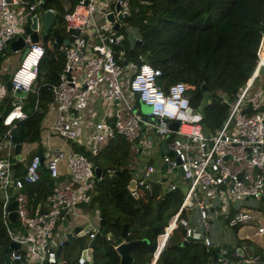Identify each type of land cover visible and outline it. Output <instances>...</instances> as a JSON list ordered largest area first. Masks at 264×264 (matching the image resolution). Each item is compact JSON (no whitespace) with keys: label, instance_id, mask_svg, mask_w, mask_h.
<instances>
[{"label":"built area","instance_id":"obj_1","mask_svg":"<svg viewBox=\"0 0 264 264\" xmlns=\"http://www.w3.org/2000/svg\"><path fill=\"white\" fill-rule=\"evenodd\" d=\"M42 1L0 0V53L5 43L18 35L24 44L18 65L8 78L9 90L13 92L14 89H20L23 94L12 95L9 98L10 107L0 113V125L3 126L0 141L4 139L5 145L11 148L13 142L10 127L16 119L26 116L22 106L28 92L36 89L34 80L44 51L40 39L32 41L23 26L31 14L39 16L47 9L55 13L52 7L42 8ZM115 1L120 5V12L126 15H122L121 19L114 18V21H117V28L120 25L122 29H126V25L132 27L131 30L135 31L131 32L130 36L133 46V41L138 37L136 27L124 20L128 15L124 2ZM105 2L107 4L108 0H76L71 10L64 13L66 30L68 27H75L77 33L72 40H61L56 45L63 54L64 62L57 81L51 85L52 101L59 110H64L71 106L73 101L83 100L102 91L104 101L115 104L112 113L114 120L101 118L93 123L82 143L86 152L95 155L111 138L121 135L129 143L131 158L126 167L134 174L131 177L134 179V187L140 186L151 194L153 182L156 181L151 175L160 173L166 182L167 191L181 186L184 188L175 212L169 217L164 230L156 237L148 264H157L167 236L177 225L182 228L183 238L186 240H198L205 246L219 248L212 264H236L238 259L244 264H264V260L258 261L257 256H244L238 248L227 253L218 244L213 245V240L205 234L209 227L208 206L198 193L203 189L217 190L214 200L216 214L228 227H236L252 220L250 209L241 207V203L264 199V101L254 106L252 98L247 97L259 70L264 69L262 32L255 50L253 68L243 85L236 90L231 103H228L226 117L213 132L204 134L198 120L180 116V112H184L188 107L187 85L182 81H174L166 87L161 86L156 81V77L161 74L160 68L147 62H140L136 69L132 68L125 82L129 92L137 94L138 100L148 107L146 115L152 116L154 120L148 122L134 109L133 103L125 96L122 88L124 70L128 67L120 63L125 50L121 40L125 36L123 33L118 35L112 32L110 25L113 22H109V26L101 24L111 31L104 33L94 20V14ZM37 30L39 31V28ZM113 45L117 47L116 50ZM129 48L132 47L129 45ZM116 53L119 54V61L115 57ZM3 84L0 85L1 91ZM247 102H250L249 107L254 108L249 113L246 111ZM36 106L35 101L34 107ZM170 120H178L176 128L168 126ZM146 123L165 139L167 149L172 150V154L163 152L160 155L164 165L162 170L152 163H147L136 174L133 172L136 167V140L141 125ZM56 131L64 138L76 139L73 127L59 126ZM40 160V154H34L25 164L23 174L15 177L12 176L11 161L0 156L4 218L6 219L8 211L5 208L7 197L10 195L7 188L11 185L15 188L12 193L15 222L18 221L25 229L24 233L7 232L10 239L18 242V247L11 248L7 255L9 260H20L21 264H60L55 248L62 239H56L55 247L50 244L56 223L64 220L66 213L73 209L77 202L88 199V186L95 177V165L85 153L74 149L52 148L44 164H40ZM60 160L67 169L66 180L59 179ZM41 165L47 170L48 177L53 179L52 192L46 196L45 207H33L31 198L22 189V185L39 180ZM174 172L181 175V186L169 179ZM192 207L199 213L196 222H191L181 214ZM94 231L87 230L86 233L91 237ZM256 233L263 234L264 225L258 226Z\"/></svg>","mask_w":264,"mask_h":264},{"label":"trees","instance_id":"obj_2","mask_svg":"<svg viewBox=\"0 0 264 264\" xmlns=\"http://www.w3.org/2000/svg\"><path fill=\"white\" fill-rule=\"evenodd\" d=\"M122 1L128 10L124 20L127 19L128 23L136 27L137 38L140 40L133 41L132 54L129 56V46L125 37L122 38L121 43L125 50L120 63L126 66L130 62L134 65L133 69H136L139 59L141 62L160 68L161 74L156 77V81L163 87L174 81L185 83L188 106L191 111L199 105L206 94L208 100L202 105V118L199 122L203 131L213 132L227 115L228 107L224 105V101L228 103L233 97L232 90H238L243 85L253 68L255 50L261 32L264 37V0ZM73 3L63 9L59 0H43L41 7H52L55 10L53 5H58L64 10L63 18L64 13L71 10ZM60 18L55 14L56 20L59 21ZM54 24L55 22L52 27ZM62 26L59 23L50 30V39L46 40L43 36L40 39L44 45V51L35 77L34 88L36 89L28 92L22 106L26 116L14 121L21 142L37 140L39 137L42 111L38 108L34 109L33 103L36 101L40 108L52 98L51 85L56 82L63 65L62 52L57 46L51 45L54 40L52 31H56L63 37L67 33L66 22ZM116 48L115 46V50ZM5 53L2 51L0 57ZM115 57L119 61L118 53ZM124 60L125 63H123ZM202 85L205 86L204 90ZM254 85L264 89L263 68L254 79L252 86ZM132 96L134 101H138L137 94ZM133 106L136 110L135 104ZM252 110H254L253 107L246 108L248 113ZM108 143L115 149L107 150L100 158L97 157L98 154L92 156L93 164L103 174L93 178V188L91 191L88 190V199L77 202L76 206L82 212H90L97 208L99 214L109 221L108 225L113 226L112 232L109 229L111 235L108 239L102 236L96 237L94 245L92 244V259L83 260L79 264H118L119 254L114 245L122 239L127 241L142 238L146 240L131 246L129 252L139 264H146L141 259L147 258L149 261L156 237L164 230L169 217L175 212L182 192L178 187L159 195L156 182H153L151 194L142 191L144 194L140 197L139 203L135 197L131 196L126 201L122 188L133 174L126 167L127 162H125L129 155V143L121 135H115ZM74 149L85 153L82 146ZM34 154L35 152L29 151L23 161L27 163ZM23 161L13 159L12 176L23 174L25 168L22 165ZM41 168V176L38 181L33 182L34 185L33 183L22 185V189L31 198L33 207L38 203L43 207L41 200L46 201V197H42L43 192L47 195L52 192V186H46L49 180L47 170L42 165ZM171 196L174 197V205L170 202ZM3 201L4 199L1 198L0 250L1 246L7 245L10 240L2 212ZM184 212L182 211L181 214L185 215ZM124 222L128 225L129 231L121 238L119 232ZM182 235L183 230L177 225L167 236L157 261H161L163 257L177 264L212 263V249L206 248L202 242L188 240L186 245L178 246ZM87 241L80 238L79 242H76L79 247L78 252ZM10 249L8 247L6 252L8 253ZM225 250L227 253L230 252ZM78 252L71 264L77 259ZM0 264H21V261H4L0 252Z\"/></svg>","mask_w":264,"mask_h":264},{"label":"crops","instance_id":"obj_3","mask_svg":"<svg viewBox=\"0 0 264 264\" xmlns=\"http://www.w3.org/2000/svg\"><path fill=\"white\" fill-rule=\"evenodd\" d=\"M75 2H76V0L74 1V3ZM69 4H71V3L69 2L67 5H69ZM73 4H72V6H73ZM113 9H114V4H113L112 8L107 9L105 11V13L108 11H112ZM99 13L100 12H96L95 14H99ZM95 14H94V16L96 18ZM54 19H55V15H54V18L52 20V24H53ZM102 23L104 25H107V26L110 25L109 22L105 21V19L101 22V24ZM110 26L112 27V25H110ZM68 33L69 32L67 30V33L64 34L63 37H66L68 35ZM39 39H41V38L39 37L38 40ZM52 43H51V45H52ZM56 45L55 46L52 45V46L56 47ZM43 47H44V45H43ZM23 51L24 50H22L20 52H14V51L13 52H6L5 54L1 55L0 62L2 60V64L0 65V85H2L5 82V80L9 78L8 75H10L11 72L14 70V69H12V71H11L10 66L13 64L14 68H15L18 65V63L14 64L13 61L15 60V63H16V61H17L16 59L19 60L21 58ZM63 62H64V57H63ZM128 67L134 68V66L131 64H128ZM3 85L4 86H3L2 91L0 89V91H1L0 92V113L4 112L5 110H7L10 107L11 104H10L9 98L12 95H15V94H13V92L11 90H10V92L7 91V89L5 87V83ZM0 88H1V86H0ZM122 88H123V92H124L125 96L134 104V98H133L132 94L129 92V90L127 88V83L125 82V80L123 78H122ZM114 107H115L114 102L106 103L104 101V99L102 97V91H100L98 94L88 96V97L84 98L83 100L73 101L71 106H69L68 108H66L64 110H59L57 108V105L52 101V98L50 100H48L45 103V105H43L40 108H39L38 104L36 107H34V103H33L34 109L38 108V109H40V111H42V116H41L40 123H39V137L37 138V140L20 142L21 143L20 148L17 152H15L13 148L7 147L6 145L4 146L5 148L0 146L1 147V149H0L1 154H4V153L6 154V157H7V159H9L11 161V166H12L13 159H20L23 161V159L26 157V155L28 154L29 151L30 152L33 151L36 154V151L39 150V154L42 157L43 164H44V162L48 158V153L50 152V150L52 148H62L63 150H68V149H74L77 146H82L83 141L85 140V138L87 137L89 131L91 130V128L93 126V123L97 120H100L101 118H104L106 120L112 119V113H113ZM187 113H189V112H187V111L180 112V116L182 118H184V115ZM59 126L73 127L76 131V139L64 138V137L60 136L56 131V129ZM201 129L203 131V128H201ZM207 131L208 130H204L203 133L204 134L211 133L210 131L209 132H207ZM164 141H165V139L162 137H159L157 135V133L153 130V128L149 124L146 123V124L141 125V128L139 130V136L136 140V151H135V156H136V164L135 165H136V167L133 170L134 173L138 174L140 169L143 168L144 165L147 163H152L156 166V168H158L159 170H162L164 165L160 160V155L163 153L162 143ZM3 142H5V141H3ZM9 149L13 150V152H10ZM109 149L114 150L115 147H113L112 144L107 143L100 150L101 151L102 150L107 151ZM17 153L20 156L19 158L16 157ZM85 154H89V153L86 152V150H85ZM130 158H131V152L129 150V155L127 156L125 162H128L130 160ZM25 164H26V161L25 162L23 161L22 165L25 166ZM58 169H59V179L60 180H66L68 178V174H67V169H66L64 162L62 160H60L58 162ZM100 172H101V174H99L98 176H101L103 174V172L101 170H100ZM132 175H134V174H132ZM177 175H179L178 172L175 174V176H177ZM151 177L153 178V180H156L155 182H156V189L158 190V194L159 195L164 194L167 191L165 188L166 182H164L163 177L160 176V173H153L151 175ZM175 183L178 184L179 186L182 185V181H180L179 183H177V182H175ZM138 187H140V186H135L134 189H129L127 194H125L123 192L125 194V200H126V197L128 200L129 196H131L133 198L135 197L136 201H137V199L140 200L141 199L140 197L143 196L142 191H145V190L142 187H140V189L138 190ZM181 187H179L180 191H181ZM0 190H1L0 194L2 193L1 196H3V192H2L1 187H0ZM133 191H135V195L132 193ZM201 192H203L202 197L206 201V204L208 206V214H209L208 215L209 227L205 231V234H207L213 240V245L218 244L219 246H224L223 249H227L229 251L238 247L239 249H241L242 254L244 256H257L258 261L264 260V233L263 234L262 233H256L257 227L264 225V208H263V206L260 205L259 201H256V202L249 201V202H245V203L240 204L241 207L250 209L251 213L253 214V218L251 221H249L248 223L241 224V225L236 226V227H228L222 221V219L219 218L216 214L217 209L214 207V200L216 199V196H217V190L215 191V190L210 188V189H203ZM10 194H12V193H10ZM139 202L137 201V203H139ZM45 204H46V202H45ZM68 214H69V218L66 217L65 221L60 220L58 222L59 224L57 223L58 226H56V228H57L56 235H59V237H56V239H62L63 240V235H64L65 230L68 227H71V226L76 225V224L79 226H82V227L89 224L90 228H89L88 232L98 230V228H99L98 221L100 218H102V216L99 214L97 208H94L90 212H82L77 206H75L72 209V211L68 212ZM184 214L187 217V219H189L191 222H194V221L196 222V220L199 218L198 210L195 207H192V208L185 210ZM107 222H109V221L107 219H105L104 224H106L108 226ZM65 223H67L66 227L64 225ZM127 228H128V225H127ZM7 229H8L7 232H12L11 231L12 227L7 226ZM19 231H20L19 233H24V232H22L21 225H20ZM108 231H109V235L98 234L96 237L102 236V237H105L108 239V238H110V234H111L109 228H108ZM128 231H129V228H128ZM88 232L86 233L87 235H88ZM119 234H120V232H119ZM88 238H90V237L88 236ZM182 239H183V235L180 238V241ZM187 242H188V240H187ZM186 244L187 243H185L184 245H186ZM177 245L180 246L179 243ZM184 245H182V246H184ZM84 246H86V244L82 245L80 248H82ZM205 247L211 248V249L214 248V246H205ZM60 253H61V251H60ZM60 253L58 255L59 258L61 255ZM78 257H79V254H78ZM78 257H77V259H78ZM133 260H135V259H133ZM146 264H148V263H146ZM208 264H212V263L209 262ZM236 264H244V263L241 261V259H238ZM255 264H257V262H255Z\"/></svg>","mask_w":264,"mask_h":264},{"label":"water","instance_id":"obj_4","mask_svg":"<svg viewBox=\"0 0 264 264\" xmlns=\"http://www.w3.org/2000/svg\"><path fill=\"white\" fill-rule=\"evenodd\" d=\"M120 5L118 3V1H115L114 2V9L112 11H108L104 14V18L106 21L108 22H113L112 24V28L115 29L117 28V21H114V18L116 17V19H121L122 18V15H126V14H122L120 12ZM54 15L55 13H53L51 10H45L44 12H42L39 16L38 14H31L30 16H28L25 20V24L23 26V30L28 32L29 35H30V38L32 41H36L38 40L39 38V34L42 33V34H45L47 31H48V28L51 26L52 24V20L54 18ZM37 28H39V31L37 30ZM53 34H54V41L52 43L53 46H55L57 44V42H60L61 40L63 41H68V40H72L73 39V36L74 34L77 33V28L75 27H68V35L66 37H62L60 36L59 34L56 33V31H52ZM139 38L135 39L134 41L135 42H139ZM120 41V39H119ZM24 49V44H23V41H22V38L20 35L16 36L14 39H11V40H8L7 43H5V47L3 48V51L5 52H20ZM132 54V48H129L128 49V55L131 56ZM141 61L138 59L137 60V63L139 64ZM125 63V60L124 62ZM5 87L7 90L10 89V81L8 79L5 80ZM202 89L204 90L205 89V86L202 85ZM235 92L236 90L233 89L232 90V94H233V97H235ZM13 94L15 95H22L23 94V91L20 90V89H14L13 90ZM224 105L227 107L228 103L226 101H224ZM250 106V102H247V106L246 107H249ZM135 109V108H134ZM184 111H187V112H190L191 111V108L188 106ZM142 118L145 119V120H148L149 122H152L154 120V118L152 116H147L146 114H143L142 115ZM112 120H114V116H112ZM178 124V120H170L168 122V126L172 129L176 128ZM110 125H112V122H110ZM10 132H11V140L13 142V149L15 152H17L20 148V142H21V139L20 137L18 136L17 134V128H16V125L13 124L11 127H10ZM157 135L159 137H161V135L159 133H157ZM162 150L163 152H167L168 154H172V150L170 149H167V144H166V141H164L162 143ZM36 153L38 154L39 153V150L36 151ZM16 157H20L19 154L17 153L16 154ZM41 157V156H40ZM43 163V160H42V157H41V160H40V164ZM94 173L96 176H98L99 174H101L100 172V169L98 167H95L94 169ZM53 183V179L52 178H49V180L46 182V186L47 187H50ZM129 189H134V179L133 178H130L127 182V185L124 186L122 188V191L127 194L128 190ZM181 191L183 192L184 191V188L181 187ZM134 195H135V191L132 192ZM47 195L46 192H43L42 194V197L45 198ZM126 200H127V197H126ZM137 201L139 202L140 200L137 199ZM40 204L38 203L37 206H39ZM5 208L7 211V215H6V220L4 221V223L6 224V226L8 227H14L15 226V211H14V199H13V195L10 194L8 197H7V203L5 205ZM66 217L69 218V214L66 213ZM66 219L62 220V221H65ZM112 221V220H110ZM99 228L98 230H95L93 236H91L87 243H86V246L80 248L79 250V257L77 260H75V262L73 264H79L81 261L83 260H88L90 261L92 259V244L96 238V236L98 234L100 235H109V231H108V226L105 223V218H100L99 221ZM65 227L67 225V223L64 224ZM68 227V226H67ZM90 228V225L87 224L86 226H79V225H73L71 227H68L65 232H64V235H63V240L62 242L56 246L55 248V252L57 253V255H59L60 251L63 249L64 246L68 245L69 243H75L77 244L76 242L80 240V236H83L87 230H89ZM22 232H25V229L22 228ZM126 233H128V228H127V224L126 222H124L122 224V227H121V230H120V237L123 238ZM146 238H142V239H130V240H127L125 241L124 239L119 241L115 246L114 248L116 249L117 253L119 254V261H118V264H126V263H129V262H132L134 264H139L138 262H136L135 260H133L130 252H129V249L131 246L137 244L139 241H145ZM185 243H187V240L185 238H183L180 242H179V245L182 246L184 245ZM17 248L18 247V242L13 240V239H10L8 244L7 245H3L1 246V254H2V258L4 261H9V258H8V255H7V252H6V249L7 248ZM220 248H224V246H220ZM238 248V247H237ZM238 250L240 252L241 249L238 248ZM218 251H219V248H213L211 250V260L212 262L215 261L216 259V256L218 254ZM160 264H177L175 261L173 260H166L165 258H161V261H160Z\"/></svg>","mask_w":264,"mask_h":264},{"label":"rangeland","instance_id":"obj_5","mask_svg":"<svg viewBox=\"0 0 264 264\" xmlns=\"http://www.w3.org/2000/svg\"><path fill=\"white\" fill-rule=\"evenodd\" d=\"M29 1H33V0H29ZM60 1V3H61V5H62V7H63V9H65V7L66 6H68L67 4L70 2V3H73L75 0H59ZM113 2H114V0H108V2H107V4H106V2H105V4L101 7V9L98 11V12H100L99 14H95L96 15V18H95V16H94V20H95V22H96V24H98V26H99V28L100 29H102V31L104 32V33H111V31H109V30H107L106 28V26H103V25H101V22L105 19L104 18V13H105V11L107 10V9H109V8H112V6H113ZM54 6V8H55V14L57 15V16H59V17H61L60 18V20L58 21V20H56V19H54V21H53V23L55 22V24H54V26L53 27H56L59 23L61 24V26H62V24H64L65 25V20H64V17L62 18V13L64 12V10L63 9H61L58 5H53ZM126 21H127V23L129 22L127 19H126ZM53 25V24H52ZM52 25L48 28V31H47V33L46 34H42V33H40V38H42V36L46 39V40H48V39H50V30L53 28L52 27ZM101 25V26H100ZM128 25H126V29H122V26L120 25L118 28H115V29H112L113 31V33L114 34H117V33H123L124 34V36H125V41L127 42V44H128V46L130 45V47H132V43H131V39H130V36H132V33L131 32H133V33H135V31H133V30H131V26H129L128 28ZM125 28V27H124ZM62 29H64L63 28V26H62ZM63 32H64V30H63ZM119 35V34H118ZM47 44H48V42H47ZM113 47H115V45H113ZM3 57V56H2ZM17 61H16V63H15V60L13 61V63L14 64H17L18 63V59H16ZM2 64V60H1V62H0V65ZM129 64H130V62H129ZM13 65V64H12ZM10 66V70L12 71V69H15L14 68V65L13 66ZM128 65V64H127ZM132 65V64H131ZM134 66V65H133ZM129 68H131L130 70H129ZM125 71V73H124V76H123V79L126 81V79H128V77H129V75H130V72L132 71V67H126V69L124 70ZM8 76H10V75H8ZM8 78V77H7ZM166 81H169V80H166ZM34 82H35V80H34ZM253 85V84H252ZM257 85V84H256ZM8 92H10V90H7ZM247 97L248 98H252V100H253V103H254V106L256 105V103H260L261 101H264V89H263V87H260V86H252V87H250L249 88V90H248V93H247ZM232 99H233V97L231 98V99H229V101H228V103H231V101H232ZM208 100V96L206 95V94H204V96H203V98L201 99V101H200V103H199V105H197V106H195L194 108H193V110L191 111V112H189V113H187V114H185L184 115V118L185 119H191V120H193V121H196V120H199V119H201L202 118V105H203V103L204 102H206ZM134 104H135V106H136V110L140 113V114H147L148 113V107L146 106V105H144L141 101H134ZM1 126V125H0ZM2 131H3V128H2V126L0 127V134L2 133ZM4 139H2L1 140V142H0V146L1 147H4L5 146V144H4ZM1 147H0V149H1ZM5 148V147H4ZM10 150V152H13V150H11V149H9ZM106 153V151L105 150H100L97 154V157L98 158H100V157H103V155ZM0 156H2L3 158H7L6 157V154L4 153V154H1V150H0ZM92 156H94V155H91V154H87V158L92 162ZM93 163V162H92ZM175 172L173 173V175L169 178V179H171V180H173V181H175V182H177V183H179L180 181H182V177H181V175L179 174V175H177V176H175ZM93 180V179H92ZM93 182L94 181H90V185L88 186V190L89 191H91L92 190V188H93ZM32 185V184H31ZM33 185H34V183H33ZM164 185V184H163ZM165 187H166V184H165ZM140 189V187H138V190ZM1 191V190H0ZM7 191L9 192V193H14L15 192V188L13 187V186H9L8 188H7ZM141 191V190H140ZM199 193V195L202 197L203 196V192H201V191H199L198 192ZM2 194V193H1ZM1 194H0V199H1V197H2V200L4 199V197L3 196H1ZM144 193H142V195H143ZM41 202H42V205H43V207H45V202L43 201V199L41 200ZM170 202L172 203V205H174V203H175V200H174V197H170ZM259 203H260V205L261 206H263V208H264V199H261V200H259ZM70 211H72V209H70ZM59 221H57V223H58ZM56 223V226H58V224ZM112 225H108V228L111 230V232H112ZM20 223L17 221L16 222V224H15V227H13L12 228V232L13 233H19L20 231ZM7 231H8V229H7ZM56 231H57V228L55 227V229H54V232H53V235H52V238H51V242H50V244H51V246H56L55 244H56V237H59V235H56ZM111 235V234H110ZM112 238H113V233H112V236H111ZM80 238L82 239V240H84L85 242L89 239L88 238V235L85 233L83 236H80ZM94 245V244H93ZM95 247H96V245H95ZM78 245L77 244H75V243H69L68 245H66V246H64L63 247V249L61 250V255H60V264H71V261L75 258V256H76V254H77V252H78ZM93 248H94V246H93ZM95 249V251L97 252V249L96 248H94ZM141 261L143 262V263H148V259L147 258H144V259H141ZM28 264V263H27ZM157 264H160V261H157Z\"/></svg>","mask_w":264,"mask_h":264}]
</instances>
